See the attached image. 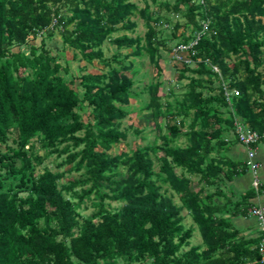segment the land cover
I'll return each mask as SVG.
<instances>
[{
    "label": "trees",
    "instance_id": "16d2710c",
    "mask_svg": "<svg viewBox=\"0 0 264 264\" xmlns=\"http://www.w3.org/2000/svg\"><path fill=\"white\" fill-rule=\"evenodd\" d=\"M145 2L0 0V264H264L258 221L251 238L232 220L261 205L264 183L233 200L223 186L239 164L222 154L228 134L240 143L236 122L264 131V0ZM137 14L145 36L116 35L133 32ZM204 23L176 74L188 80L181 96L163 100L161 80L147 87L160 141L111 154L137 95L130 57L145 49L160 70L161 50L191 44ZM56 31L74 58L105 70L66 78L44 41L30 43ZM107 40L135 48L106 57ZM54 155L56 170L45 165ZM184 209L203 245L191 246Z\"/></svg>",
    "mask_w": 264,
    "mask_h": 264
},
{
    "label": "rangeland",
    "instance_id": "374dc122",
    "mask_svg": "<svg viewBox=\"0 0 264 264\" xmlns=\"http://www.w3.org/2000/svg\"><path fill=\"white\" fill-rule=\"evenodd\" d=\"M135 2L139 8H144L146 5V0H132ZM175 19H179L175 17ZM133 20L137 23L134 31H118L116 35L128 34L130 36H141L144 37L147 31V26L145 24V18L141 17L140 14L134 15ZM170 29H168L169 32ZM182 29L179 33H182ZM45 42L46 48L53 55L59 56L61 62L64 65L69 67V72L66 74V78L70 79V75L73 77H78L82 73L92 71V72H101L105 70L104 65L99 63L97 60H94L93 63H88L85 60L81 59L80 56L78 58H74L75 50L71 47H68L63 44L61 35L59 31H56L54 36L45 37L38 36L37 38H30V43L35 44L36 46L41 45L42 42ZM145 43V42H144ZM173 43V42H172ZM26 48L25 46L23 47ZM135 47L126 49L121 48L118 49L117 45L112 41L107 40L103 45L102 49L104 55L106 57H111L118 50L121 51L122 54H128ZM163 54V58L159 60L160 70L152 63L151 57L148 51L143 49L141 54L133 55L130 57V60L133 61L135 65L134 68L129 72V75H133L135 84L133 90L137 93L136 97L131 100L129 105L130 114L122 121L121 129L125 132L126 137L121 139L119 143L113 145L110 150L111 154L120 153L122 151H129L132 148H135L138 145H146L152 143L154 140H159V135L162 133L156 127V123L152 117V112L147 108L149 106V95L147 91V87L157 80L162 81V85L159 89V94L162 96L163 100L169 99L174 100L175 96H181L182 88H184L185 84L188 80L184 79L181 82L177 81L176 74L178 69L183 67L182 58L185 56L182 53L180 58L175 57L172 52H168L164 49L161 50ZM86 66L82 70V67ZM64 73V71H62ZM78 79L71 86L74 88H78ZM173 87L176 88L175 95H170L172 91H170ZM89 112V109L85 112V116ZM185 140L184 137H180L178 142L183 143ZM43 153V151H40ZM155 161V169L159 170V164L155 155H152ZM62 159L55 158L54 156L49 157L45 161V165H48L53 170H56L57 163ZM42 167V166H41ZM69 166H64L60 170L66 169ZM42 171V168H40ZM79 173L73 172L69 173L65 176L64 181L72 179L73 177L78 176ZM175 201L180 203L177 195H175ZM114 207L120 206L119 203L113 202ZM93 206L89 203L87 209H83V213L85 215L91 213L93 211ZM182 214L184 215V224L189 227L193 226L195 228L193 236L190 239L191 246L192 245H203V238L201 235V231L199 230V226L193 221L192 217L189 215L186 209L183 210ZM188 248V247H186ZM123 262L120 260L118 264H122Z\"/></svg>",
    "mask_w": 264,
    "mask_h": 264
},
{
    "label": "crops",
    "instance_id": "0c3cea01",
    "mask_svg": "<svg viewBox=\"0 0 264 264\" xmlns=\"http://www.w3.org/2000/svg\"><path fill=\"white\" fill-rule=\"evenodd\" d=\"M229 143L224 148L222 154L226 159L232 160L239 164L238 171L235 177L231 181H225L223 189L233 199H240L252 186L253 176L248 170H243V165L247 159V148L239 143L235 135L232 133L228 134ZM257 158L261 163L260 168V179L264 183V141L258 145ZM227 170V168H225ZM221 201V198H218ZM254 204L264 205V188L253 199ZM233 223L236 225L241 234L246 237L255 238L258 235L257 220L251 216L239 215L233 216Z\"/></svg>",
    "mask_w": 264,
    "mask_h": 264
},
{
    "label": "built area",
    "instance_id": "2783aa9c",
    "mask_svg": "<svg viewBox=\"0 0 264 264\" xmlns=\"http://www.w3.org/2000/svg\"><path fill=\"white\" fill-rule=\"evenodd\" d=\"M208 29L207 23H204V26L201 30L196 32L194 40L191 42V44H180L173 49V54L175 57L180 58L182 56L181 54L184 53L185 56L182 58L181 61L183 62H191L192 59L188 55V53L191 51L194 45L198 43L200 40L202 34L206 32ZM216 70L218 68L215 67ZM226 94L228 95L229 92L226 91ZM235 134L240 141L241 144H243L247 148V165L252 173L253 176V182L252 184L256 189L259 188L261 185L260 183V176H259V170L261 168V163L257 158V150H258V144L264 139V131L259 132L256 130H252L248 127V125L243 124L242 122L238 121L235 123ZM249 215L253 218H255L258 221L259 231L261 235V241L259 244V251L262 255V261H264V206L257 205L251 208Z\"/></svg>",
    "mask_w": 264,
    "mask_h": 264
}]
</instances>
